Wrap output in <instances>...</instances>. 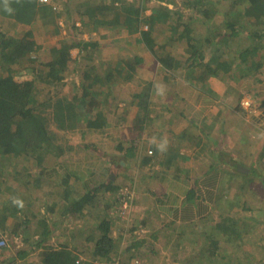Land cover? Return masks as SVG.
I'll use <instances>...</instances> for the list:
<instances>
[{
	"label": "trees",
	"instance_id": "16d2710c",
	"mask_svg": "<svg viewBox=\"0 0 264 264\" xmlns=\"http://www.w3.org/2000/svg\"><path fill=\"white\" fill-rule=\"evenodd\" d=\"M147 1L100 0L95 4L94 0H87L76 4L71 9L68 7L70 0H61L64 9H59L40 0H7V2L0 0V216L8 217L13 213H19L18 218L16 217L19 220L17 229H20L22 225L26 228L36 224L34 226L39 229L40 235L35 241L37 243L34 248L41 247L39 254L42 264H93L78 260L79 257L89 259V256L98 260L100 264L115 260L118 264H139L136 262L137 259L134 261L131 254L124 252L132 247L133 240L128 245L123 244L122 239L126 240L129 236L124 237L122 232L118 235L113 233L123 200H126L129 205L130 211L127 215L131 213L137 182L126 179L114 184L110 178L106 181L100 180L93 167L88 164L85 170L82 169V159L75 157L80 147L85 150L96 147L95 137L90 139L93 132H103L111 125L119 126L127 120L126 117H115L120 112L121 106L114 98L112 86L120 85L125 79L131 80L129 71L131 68L126 69L122 60L117 59L115 63L110 60L94 62L97 58L94 47H100V44L81 39L83 30H89V34L92 32L104 34L105 29L112 34L118 28L125 30L128 34L138 33L136 39L152 52L160 64L157 66L159 75L156 80L162 81L170 91L176 89L178 91L179 86L175 80L173 86L165 81L169 76L175 79L180 76V73L176 72L175 65L182 66L185 63L174 55L181 43L186 42L191 59L184 72L185 77H192L197 69L206 77L216 74L215 71L218 68L223 71L231 68L230 62L220 61L215 64L211 60L204 61L209 57L212 58L210 54L212 50L219 54L224 53L223 48L222 50L218 48L219 44L217 47V41L214 38L211 39L212 34L209 33L211 30H216L223 38L222 41H218V43L222 42V45L224 42L228 45L232 39L225 36L222 27H230L232 33H235L236 25L241 24L246 29H253L257 40H262L264 37V0H233L230 2L228 11L219 10L211 0H194L195 11L201 13L200 15L205 19V21L201 19L199 21L206 22L205 25L202 24L201 29L202 34L207 35L204 45L195 43L191 37L183 41L187 25L194 18L195 20L199 18L196 14L187 15L185 21L179 20L180 15H178L175 23L171 24L170 9L166 6H153L150 13L146 15L143 4ZM185 3L188 4L189 0ZM233 5L238 8H234L236 6ZM73 9L80 16L79 25H76L73 20L67 22ZM242 14L246 16L247 25H244V21L240 18ZM59 17L70 23L74 36L67 39L61 38L59 45H46L44 53L39 51L41 45H37L31 38L32 29L26 30L23 25L40 19L42 27L46 29L48 24L56 23ZM215 19L219 20V25H216ZM166 21V27H157L158 33H156L154 25ZM4 23L14 27L12 33L4 31ZM143 24L146 28H143ZM209 25L213 27L210 28ZM179 27L181 28L178 29ZM236 34H238L237 31ZM73 47H77L79 52H82L81 61L86 59L91 63L79 65L80 68L83 67V70L78 81L72 83L71 92L63 94L62 86L67 74L66 63L70 60L69 50ZM244 51L245 49L242 51L243 55L248 52V50ZM97 52H99L98 49ZM30 53L35 54L36 67H33L34 60L29 58ZM141 58H137L139 62ZM104 62L106 63L103 66ZM252 68L254 70L257 68L253 62ZM70 73L72 75V72ZM191 77L190 79L194 78ZM188 82L191 87H185L190 90H185L184 95L192 97L195 93L205 90L193 86L195 82L191 80ZM39 83L49 85V89L41 90ZM138 85L140 88V82ZM151 86L127 95L130 100L124 102L126 108L137 102L144 109L145 122L139 126L142 131L152 121L164 120L166 113L173 111L171 108L173 103L167 105L164 102L157 106L155 102H150L154 90ZM169 95L173 96V102L185 100L183 99L185 96L181 94L170 93ZM123 98V95L119 97L120 100ZM130 110L127 112L130 113ZM76 133L80 135L81 140L74 143L72 137ZM142 138L138 143L141 146L144 142V137ZM134 142H138V139ZM125 191H127L126 194H123ZM241 191H237L229 198L228 205L231 208L249 209L248 203L241 198L243 194L251 193L244 188ZM254 194L257 193L254 192L251 195ZM13 199L22 200L24 207L14 205ZM34 203L37 211L30 209ZM83 210L86 214L91 212L93 224L86 231L87 235L81 239H79V232L77 233L79 242L73 245L68 241L61 242L59 247H54L49 240H46L49 233L46 226V213L56 218L64 214L69 215L71 212L81 213ZM111 210L114 215L110 213ZM42 211L44 214L40 215ZM246 219L222 216V221L217 227L218 232L214 233L207 229L203 232L205 236L203 242L206 243L197 255L199 256L200 252L202 254L197 257V260L189 255L190 259L195 260L196 262L193 261L195 263L202 260L205 264H226L223 263V258L226 256L218 254V250L222 249L228 254L231 251L229 258L236 260L233 264H242L240 257L248 259L246 264H264V258L255 259L251 251L241 250L243 237L253 234L257 224L256 217L252 215ZM134 228L130 226L128 231L131 232ZM25 234L28 235V232ZM255 234L260 239L264 238L258 233ZM83 246L89 248L85 249ZM73 247L77 248L73 249ZM238 250H240L239 253L236 252ZM23 251L27 250L21 249V252ZM129 258H133L131 260L134 262ZM183 261L186 264H195L186 256Z\"/></svg>",
	"mask_w": 264,
	"mask_h": 264
},
{
	"label": "crops",
	"instance_id": "0c3cea01",
	"mask_svg": "<svg viewBox=\"0 0 264 264\" xmlns=\"http://www.w3.org/2000/svg\"><path fill=\"white\" fill-rule=\"evenodd\" d=\"M200 14L198 12L197 16ZM244 27L236 25L235 33H232L230 27H223L226 37H231L237 31L246 33L250 39L236 48V51L239 50V72L235 71V67L226 71L218 68L216 74L205 77L197 69L190 76L193 79L185 77L184 72L191 61L189 47H186V42L177 47L174 55L185 63L182 66L175 65L180 76L176 79L169 76L165 82L173 86L175 80L182 89L170 91L165 85L167 93L162 97H165L167 105L173 103V111L167 112L164 120L146 125L143 129V146L134 142L135 137L133 140L129 137L127 127L118 129L120 126L111 125L108 132H98L103 136L107 134L101 141L104 143L109 137L112 146L98 150L97 159L92 161L85 154L75 156L82 159V169L85 170L89 164L100 180L110 178L114 184L126 179L137 182L131 213L134 216L131 227L135 228L131 232L126 228L129 237L125 240L126 245L133 240V245L124 252L131 254L139 264H186L184 256L189 261H195L189 255H181L180 250L185 247L191 252L195 251L193 257L197 260L202 254L200 252L197 255L202 247L198 249V242L203 241L205 231L199 221L207 218L205 214H211L217 206L223 207L242 188L251 194L264 192V37L258 41L253 29ZM226 44L224 42L222 45L223 52H227ZM244 49L248 50L245 56L242 54ZM219 59L216 61L209 57L204 61L211 60L217 64L220 63ZM252 62L257 66L256 70L251 69ZM152 72L155 76L159 73L157 66ZM189 80L195 82L193 86L205 90L192 97L184 95L185 90H190L185 89L191 87ZM170 93L184 95L185 100L173 102ZM241 99L250 100L251 105L242 106ZM119 111L118 114H124L122 108ZM165 140L167 144L161 150L158 145ZM82 213L85 212L64 214L60 220L65 221V216L77 219ZM18 214L0 216V264H42L39 254L41 247L34 248L40 231L35 227L29 233L23 225L17 229ZM49 217L53 220L57 218L52 215ZM220 223V219L214 222L209 220V230L218 232ZM197 225L202 229H197ZM70 227L66 230L64 225L61 233H54L48 226L46 240L54 247H59L61 242H70L73 238L78 240ZM77 231L79 238L86 236L82 228ZM21 249L27 251L23 253ZM200 262L202 260L195 264Z\"/></svg>",
	"mask_w": 264,
	"mask_h": 264
},
{
	"label": "rangeland",
	"instance_id": "374dc122",
	"mask_svg": "<svg viewBox=\"0 0 264 264\" xmlns=\"http://www.w3.org/2000/svg\"><path fill=\"white\" fill-rule=\"evenodd\" d=\"M87 1V0H70V2L68 3V7H70L71 9L76 5V4H80L81 2ZM100 0H94V3L97 4L99 3ZM129 1V0H128ZM186 0H148L146 3L143 4L144 7V13L146 15H148L151 11V7L153 6H166L168 7V9H170V17L169 19H171V24H174L175 21L178 19V15H180L179 20H184L187 15L191 14L197 15V12L195 11V5H194V0H189L188 4H184ZM210 1V0H209ZM212 2H214V4H216V7L220 10H229L230 8V2L233 0H211ZM208 2V1H206ZM46 3L54 6V7H58L59 9H64V5L61 2V0H48ZM92 3V1H91ZM87 5V4H86ZM236 6V5H233ZM234 8H238L237 6ZM167 12V11H166ZM196 12V13H195ZM70 17L68 18L67 22H71L72 20L75 21L76 25H79L80 23V16L77 15L74 12V9L71 10L70 12ZM200 14V13H199ZM197 20H195V18L192 20V22L189 23V25H187V27L185 28V33L186 35L183 38V41H186L184 39H187V37H191V39H193V41L195 43H199L201 45H204V40L205 37L207 36L206 34H202L201 29L202 26L206 24V22L201 23L199 21V19H201V21H205L204 17H202V15H198L196 16ZM243 21H244V25H247L245 18L246 16H244V14L241 15L240 17ZM84 19V18H82ZM168 19V20H169ZM42 20L37 19L34 22H29L28 24L23 25V28L26 30H30L32 29V34H31V38L35 41V43L37 45H41L40 50L41 52L44 53L45 50V46H51V45H59V41L61 40V38H70L74 36V32L71 30L69 24L64 21V19L62 17H59V19L56 20V23H50L47 25L46 29L42 27L41 25ZM1 23V22H0ZM205 23V24H204ZM215 23L216 25H219V20L215 19ZM5 25H3V29H5L4 31H9L10 33L13 32V28L7 24L4 23ZM167 24V21L164 23H160L158 22L156 25H154L155 28V32L158 33V29L159 28H165ZM203 24V25H202ZM210 24V23H208ZM168 26V25H167ZM215 26V25H214ZM172 27V26H171ZM209 27H213L212 25H209ZM219 27V26H218ZM217 27V28H218ZM143 28H146V25L143 24ZM181 27H179L178 29H180ZM223 28V27H222ZM55 30V31H53ZM89 30H83V32L81 33V39H85V40H89V41H94L97 44H100V47H94L96 49L95 53L97 55L96 61H108L109 60L112 63H115L116 59L118 61L122 60L121 62H123V64L126 66V69H130V74L132 76L131 80H123V82H121L120 85H116L112 86V91L114 92L115 95V100H117L118 105L121 106L122 110L124 111V114H116L115 117H126L127 118V122H123V125L119 124L120 127H118V129H129V134H130V138L133 140V138L135 137L136 139H138V142L136 143H140L139 140L143 139V131L139 129V125L144 121L143 116H144V109H142L141 106L138 105L137 102L132 103L129 107L127 108H133L132 111L126 112V107H125V100H130L129 96L127 95H131L133 92H138L139 90H143L145 89L147 86H151L152 83L153 85L151 86L154 90H153V95H151L152 97H150V102H155L157 104V106L160 105V103L165 102V97H162V95H166V88L164 83L161 81L159 82L158 80V74H156V76L154 75V73L152 72V69L155 66H159L160 64H158V61L156 60V58L153 56L152 52L147 49L144 44L140 41L136 39V35L138 33L136 32H132L130 34H128L125 30H119L118 28L116 30L113 31V33L111 34L109 31L104 29V34L103 32H92L91 34L88 33ZM212 31V32H211ZM209 33L212 34L211 39H215L218 41H222L223 38H221L219 36V34L216 32V30H211ZM108 32V33H106ZM207 33V34H209ZM109 34V35H108ZM231 35V34H230ZM231 41L228 44V48H227V52H224L222 54H219L217 51H210V54L212 55V58L219 59V61H226L230 62L231 67H235V71L239 72L241 71V69L237 70V68H239V63H238V57H237V51L236 48L241 47L239 45H244L246 42H248L250 39L248 37H246V33L242 32V33H238V34H233L231 36ZM248 38V39H247ZM214 40V41H215ZM220 47H218L220 50H222L223 46H222V42H219ZM169 48V47H167ZM97 49L99 50V52H97ZM170 49V48H169ZM42 54V53H41ZM69 54H70V60L67 61V74L64 80V85L62 86V92L63 94H66L67 92H71L72 90V83L74 84L75 82L78 81L79 76L81 75V72L83 70V67H79V65H83L85 63H91L89 61H86V59H84V61H81L82 58V52H79V49L77 47H73L69 50ZM35 54L30 53L29 54V58L34 60V56ZM44 55V54H43ZM209 55V54H208ZM40 57H42L40 55ZM138 57H142L141 58V62H139L140 60H138ZM36 58H38V56H36ZM43 59V58H40ZM103 59V60H102ZM234 59V60H233ZM138 60V61H137ZM151 62V63H149ZM106 62H104L103 66L105 65ZM36 61L34 60L33 62V67H36ZM248 65V64H246ZM153 66V67H152ZM79 67V68H78ZM27 71V69H26ZM234 70L232 71L233 73H236ZM245 71V69H244ZM72 72V75L71 73ZM71 75V76H70ZM26 77H28L26 75ZM138 82H140V88L138 85ZM155 85L157 86H161L162 87V92L157 91V87H155ZM177 85L179 86V88L181 87L179 83H177ZM39 86H41V90L46 91L49 89V85L43 84V83H39ZM123 95V99H119L120 96ZM112 97V98H113ZM119 99V100H118ZM99 101V99H98ZM113 101V100H112ZM114 102V101H113ZM111 117V116H110ZM125 125V127H124ZM127 127V128H126ZM104 132H108V130H105ZM119 132V131H116ZM107 136L98 132H93L92 133V138L95 137L96 139V147L90 149L91 152H89V150H85V148L81 149L80 147V151L78 153H76V156L81 155H87L89 159H92V161H94V159H97L96 154L98 152V150L100 149H107L108 147L112 146L111 141L109 140L110 138L108 137L107 140L103 143L101 141V139L103 137ZM128 137V138H129ZM141 138V139H140ZM89 139V140H90ZM80 135H78V133L74 134V136L72 137V142L76 143L77 141H80ZM135 143V144H136ZM142 143V142H141ZM129 146H131L130 144H128ZM90 147V146H89ZM99 148V149H96ZM75 153V152H74ZM92 157V158H91ZM9 181V180H7ZM3 182V181H2ZM255 187H257L254 184ZM42 199H44V197H42ZM242 201H246V203H248L249 209H244L242 207H230V205H228V202H226V204L223 207H218L217 209L213 211H211V214H205V216L207 217L206 219L200 220L199 221V225H201L202 227H204V230L210 229L209 224V220H213V222L216 220L218 221V219H222L223 217H238V218H243L244 220H247L246 218L249 215H252V217H256L257 219V224L255 225V232L253 234H248V236L243 237V244H242V251H246L249 250L251 251V253L253 254L255 259L258 258H264V238L260 239L259 236H256L255 233L260 234V236H264V192L261 193H257L254 195H242ZM39 202V201H37ZM233 206V205H231ZM30 209L32 211H37V206L31 205ZM41 210H43V208H41ZM133 208L131 209V213H132ZM94 211V210H92ZM95 211H98L97 209H95ZM28 212V211H27ZM82 212H85V210H83ZM113 212H116L115 210H113ZM96 213V212H94ZM112 213V210L110 212ZM127 215V211L125 212V214H122L120 216H118V219L116 221L115 224V235H118L119 232L123 233V236L126 237V228L128 229L131 225H132V219L134 218V216H132V214ZM44 214V211L40 212V215ZM117 214V212H116ZM47 216V227L49 226V228L51 229V232L54 233H61L63 231L64 225H66V230L70 227L72 228L73 235L77 236V233L80 228H82V232L87 235L86 231H88L92 224H93V217L91 215V212H89L88 214L86 213H82V215L77 219L73 218V216H65V221L60 220L63 219V216H59L56 219H52L49 217V214H45ZM114 215V214H113ZM210 216V217H209ZM38 217V214H37ZM55 222L56 224H53L52 222ZM86 221V222H84ZM208 221V222H205ZM222 221V220H221ZM86 223V224H85ZM199 225H197V229H202L201 227H199ZM35 228V226H31V227H26L25 229H28V232L30 233L33 229ZM75 229V230H74ZM93 231V230H92ZM92 231L90 233H92ZM201 231V230H200ZM26 232V231H25ZM27 233V232H26ZM28 233V235H29ZM74 237V236H73ZM84 237V236H83ZM205 236L203 235L202 238H204ZM33 238V239H37ZM81 239V238H79ZM79 239H70V243L73 245V243L75 244V242H79ZM198 240V237H197ZM14 243V242H13ZM123 244L127 243L125 240H123L122 242ZM206 243V242H205ZM203 241L201 243L198 242V249L200 248V246L203 244H205ZM35 244V243H34ZM78 245V243H77ZM10 246V245H8ZM225 246V245H223ZM222 246L223 249H225ZM11 247V246H10ZM78 247V246H77ZM77 247H73V249H76ZM85 248V246H83ZM12 248V247H11ZM87 248H89L87 246ZM85 248V249H87ZM7 249H9V247H7ZM197 249V250H198ZM195 251L191 252L189 251V249H186V247L183 250H180L181 255H190V256H194ZM237 253L240 252V250L236 251ZM218 254H224L226 257L223 258V263L225 262L226 264H233L236 260L234 258L230 259L229 256H231V251L229 252H224L222 249L218 250ZM35 256V255H33ZM230 259V260H229ZM242 264H246L248 259L246 260V257H240ZM79 261H87L88 263H93V264H100L98 260H94L92 259V256H89V259H84L83 257H79L78 259ZM93 261V262H92ZM98 262V263H96ZM210 264V263H209Z\"/></svg>",
	"mask_w": 264,
	"mask_h": 264
},
{
	"label": "built area",
	"instance_id": "2783aa9c",
	"mask_svg": "<svg viewBox=\"0 0 264 264\" xmlns=\"http://www.w3.org/2000/svg\"><path fill=\"white\" fill-rule=\"evenodd\" d=\"M40 1H43V2H47L48 0H40ZM241 105L242 106H245V107H248L251 105V101L248 100V99H241L240 101ZM123 189H125L123 187ZM127 191H125L123 194H126ZM128 212L129 211V205H128V202L126 200H123L121 205H120V211H119V216L122 215V214H125V212ZM103 264H118V261H111V262H104Z\"/></svg>",
	"mask_w": 264,
	"mask_h": 264
},
{
	"label": "clouds",
	"instance_id": "9594fccd",
	"mask_svg": "<svg viewBox=\"0 0 264 264\" xmlns=\"http://www.w3.org/2000/svg\"><path fill=\"white\" fill-rule=\"evenodd\" d=\"M5 2H7V0H5ZM157 91L162 92V87L161 86H157ZM153 143L155 142V138H153ZM167 144V141H163L161 144L158 145V148H160L161 150H164L165 146ZM150 152V151H149ZM12 203L20 208L24 207L23 201L20 199H13ZM130 211V209H129Z\"/></svg>",
	"mask_w": 264,
	"mask_h": 264
}]
</instances>
